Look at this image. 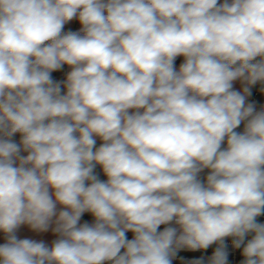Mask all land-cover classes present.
Listing matches in <instances>:
<instances>
[{"label": "clouds", "instance_id": "9594fccd", "mask_svg": "<svg viewBox=\"0 0 264 264\" xmlns=\"http://www.w3.org/2000/svg\"><path fill=\"white\" fill-rule=\"evenodd\" d=\"M257 83L264 0H0V264H264Z\"/></svg>", "mask_w": 264, "mask_h": 264}, {"label": "built area", "instance_id": "2783aa9c", "mask_svg": "<svg viewBox=\"0 0 264 264\" xmlns=\"http://www.w3.org/2000/svg\"><path fill=\"white\" fill-rule=\"evenodd\" d=\"M260 59V57H257ZM67 73V65L64 66L61 72L53 73V77L58 80H63L66 77ZM264 88V85L261 83H257L256 85L252 86V95L248 98L249 102H254L256 106H264V93H261L260 89ZM14 139L17 143L20 141V135L16 134ZM259 218H264V215L259 216ZM252 234H249L246 237L247 239H251ZM226 243L228 244V252H229V264H240L243 260L242 255L239 253L242 249L234 250L232 247V238H226ZM217 247L216 244L211 245L207 250H198L196 252H189L187 250H181L173 260V264H189L192 259H198L201 256L205 257V264H207V258L212 255L215 248Z\"/></svg>", "mask_w": 264, "mask_h": 264}, {"label": "crops", "instance_id": "0c3cea01", "mask_svg": "<svg viewBox=\"0 0 264 264\" xmlns=\"http://www.w3.org/2000/svg\"><path fill=\"white\" fill-rule=\"evenodd\" d=\"M71 28L72 30H78L79 28V25L77 22L73 21L70 25H66V28ZM180 63L182 62H177L176 63V67L177 69L179 68V65ZM70 71V68L67 66V72ZM67 74V73H66ZM234 87L237 89V90H242V84L240 81H235L234 82ZM262 108H264V106H256V109L257 110H261ZM243 130V124L242 126L240 127L239 131H242ZM102 141L99 140V138H97V146H99V144L101 143ZM23 155H26L27 153H22ZM208 173V170L205 169L204 172H202L200 174L201 178L204 179L206 177ZM97 174L99 175V171L97 170ZM100 176V175H99ZM102 179V178H101ZM106 180V179H105ZM61 206L58 205V209L60 208ZM89 221V222H92L93 218L91 217V215L89 213H85L84 216L82 217V221ZM164 226H161V230ZM18 235L20 238H32V239H37V240H40V239H43L45 240L46 243H48L49 245H51V241L53 239H56L57 236L52 234L51 233V230H49L48 233H36V232H33L31 230H29V228L27 226H21V228L18 230ZM4 242V234L3 233H0V243H3Z\"/></svg>", "mask_w": 264, "mask_h": 264}, {"label": "trees", "instance_id": "16d2710c", "mask_svg": "<svg viewBox=\"0 0 264 264\" xmlns=\"http://www.w3.org/2000/svg\"><path fill=\"white\" fill-rule=\"evenodd\" d=\"M65 30H68V29L65 27ZM177 62H183V57H177V59H176V63H177ZM263 85H264V84H263ZM127 235H128V237H129V239H131L132 236H133L132 233H128Z\"/></svg>", "mask_w": 264, "mask_h": 264}, {"label": "water", "instance_id": "95a60500", "mask_svg": "<svg viewBox=\"0 0 264 264\" xmlns=\"http://www.w3.org/2000/svg\"><path fill=\"white\" fill-rule=\"evenodd\" d=\"M242 124H243V123H242ZM241 126H242V125H241ZM238 131H239V129H238ZM97 170L99 171L100 178H102V179H106V177L103 175L102 170L100 169L99 166H97Z\"/></svg>", "mask_w": 264, "mask_h": 264}, {"label": "rangeland", "instance_id": "374dc122", "mask_svg": "<svg viewBox=\"0 0 264 264\" xmlns=\"http://www.w3.org/2000/svg\"><path fill=\"white\" fill-rule=\"evenodd\" d=\"M96 172H97V169H96ZM257 222H259V223H264V218H259V217H257Z\"/></svg>", "mask_w": 264, "mask_h": 264}]
</instances>
